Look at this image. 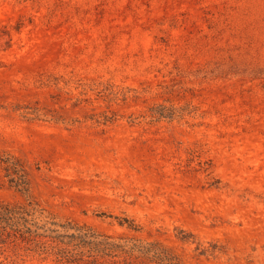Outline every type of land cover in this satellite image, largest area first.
<instances>
[{
	"label": "rangeland",
	"instance_id": "374dc122",
	"mask_svg": "<svg viewBox=\"0 0 264 264\" xmlns=\"http://www.w3.org/2000/svg\"><path fill=\"white\" fill-rule=\"evenodd\" d=\"M0 207L264 264V0H0ZM48 240L0 264H66Z\"/></svg>",
	"mask_w": 264,
	"mask_h": 264
},
{
	"label": "trees",
	"instance_id": "16d2710c",
	"mask_svg": "<svg viewBox=\"0 0 264 264\" xmlns=\"http://www.w3.org/2000/svg\"><path fill=\"white\" fill-rule=\"evenodd\" d=\"M18 214L12 208L0 207V233L8 228L22 240L48 238L49 244H54L52 249L57 248L56 257L66 264H136L139 261L178 264L173 261L174 257L156 242L143 243L134 238L113 237L89 227H71L69 224L59 225L65 230L59 233L57 229H44L43 225L29 223L23 216H17ZM128 227L136 230V226L131 223Z\"/></svg>",
	"mask_w": 264,
	"mask_h": 264
}]
</instances>
